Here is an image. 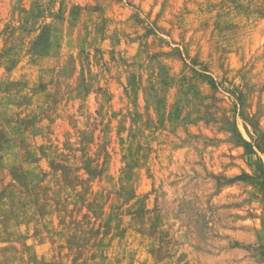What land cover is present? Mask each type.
<instances>
[{
    "label": "rangeland",
    "instance_id": "obj_1",
    "mask_svg": "<svg viewBox=\"0 0 264 264\" xmlns=\"http://www.w3.org/2000/svg\"><path fill=\"white\" fill-rule=\"evenodd\" d=\"M0 264H264V0H0Z\"/></svg>",
    "mask_w": 264,
    "mask_h": 264
}]
</instances>
